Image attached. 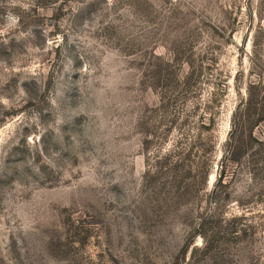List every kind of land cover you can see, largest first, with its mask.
<instances>
[{"label":"rangeland","instance_id":"1","mask_svg":"<svg viewBox=\"0 0 264 264\" xmlns=\"http://www.w3.org/2000/svg\"><path fill=\"white\" fill-rule=\"evenodd\" d=\"M0 264H264V0H0Z\"/></svg>","mask_w":264,"mask_h":264},{"label":"trees","instance_id":"2","mask_svg":"<svg viewBox=\"0 0 264 264\" xmlns=\"http://www.w3.org/2000/svg\"><path fill=\"white\" fill-rule=\"evenodd\" d=\"M219 179H221V180H222V172H221V175H219Z\"/></svg>","mask_w":264,"mask_h":264}]
</instances>
